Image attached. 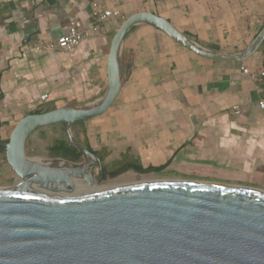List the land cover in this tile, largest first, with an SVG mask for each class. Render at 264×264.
Listing matches in <instances>:
<instances>
[{
	"label": "crops",
	"instance_id": "crops-1",
	"mask_svg": "<svg viewBox=\"0 0 264 264\" xmlns=\"http://www.w3.org/2000/svg\"><path fill=\"white\" fill-rule=\"evenodd\" d=\"M93 4L120 17L105 20L71 53L33 49L70 29L91 30ZM140 12L223 55L244 54L264 27V0H0V142L38 110L100 99L111 41ZM122 53L123 85L115 103L71 128L80 145L105 152L103 165L126 163L125 172L264 191L260 48L242 61H210L138 24L126 33ZM54 138L60 137L49 142ZM136 165L153 170L130 169Z\"/></svg>",
	"mask_w": 264,
	"mask_h": 264
},
{
	"label": "water",
	"instance_id": "water-1",
	"mask_svg": "<svg viewBox=\"0 0 264 264\" xmlns=\"http://www.w3.org/2000/svg\"><path fill=\"white\" fill-rule=\"evenodd\" d=\"M152 26L196 56L242 61L264 42V27L239 56L206 50L168 21L148 12L127 18L114 35L107 61V89L95 102L23 117L8 142L5 160L20 179L0 187V264H264V191L191 180L140 181L76 193L69 174L26 157L36 130L64 125L86 163L62 159L75 178L100 177L101 160L76 141L73 125L101 116L123 85V41L135 25ZM90 161V162H88ZM128 170L126 167L124 172Z\"/></svg>",
	"mask_w": 264,
	"mask_h": 264
},
{
	"label": "rangeland",
	"instance_id": "rangeland-1",
	"mask_svg": "<svg viewBox=\"0 0 264 264\" xmlns=\"http://www.w3.org/2000/svg\"><path fill=\"white\" fill-rule=\"evenodd\" d=\"M72 135V130H70ZM66 137V127L64 125H54L47 127L46 129H40L33 132L27 141L26 144V157L33 161L41 162L45 159H60L49 156L46 152V147L50 143L51 137ZM73 136V135H72ZM63 160V159H62ZM67 161V160H65ZM87 160L85 157H81L79 161L73 162L76 166L86 163ZM116 176L112 177L111 175H104L100 177L99 168L97 165L92 168V176L95 181L97 188H106L109 186L122 185L140 181H153V180H162V178H156L148 174L140 175L133 174L130 172H121L117 171ZM19 182L18 177L11 171L8 166L5 158L0 163V187H12Z\"/></svg>",
	"mask_w": 264,
	"mask_h": 264
},
{
	"label": "built area",
	"instance_id": "built-area-1",
	"mask_svg": "<svg viewBox=\"0 0 264 264\" xmlns=\"http://www.w3.org/2000/svg\"><path fill=\"white\" fill-rule=\"evenodd\" d=\"M92 13L95 22L91 30L79 33L75 29H70L67 34L57 38L56 40L40 41L33 44V49L38 51H61L64 53H71L78 47L82 38L91 36L92 34H98L100 32V27L105 20L108 18L120 17V13L118 11L101 10L97 4L92 5ZM260 52L263 57V65L258 73V78L264 86V42L260 46ZM43 99H45V97H43ZM263 103L264 98L262 99V104ZM235 111L238 113L236 108Z\"/></svg>",
	"mask_w": 264,
	"mask_h": 264
},
{
	"label": "trees",
	"instance_id": "trees-1",
	"mask_svg": "<svg viewBox=\"0 0 264 264\" xmlns=\"http://www.w3.org/2000/svg\"><path fill=\"white\" fill-rule=\"evenodd\" d=\"M50 110H38L34 112L35 114H43L49 112ZM84 148H86L89 152L95 154L103 163L107 157L105 152H94L88 144H82ZM46 152L49 156L54 158H60L63 160H67L70 162H77L82 157V154L79 150H77L72 143L69 141L68 136L54 138L50 144L46 147ZM0 153H3V150L0 149ZM126 167V163H114L111 166L103 165V170L107 172H111V176L115 177L117 171H123ZM130 169H134L137 172H145L151 171L153 168H149L148 170H143L141 166H133Z\"/></svg>",
	"mask_w": 264,
	"mask_h": 264
},
{
	"label": "bare ground",
	"instance_id": "bare-ground-1",
	"mask_svg": "<svg viewBox=\"0 0 264 264\" xmlns=\"http://www.w3.org/2000/svg\"><path fill=\"white\" fill-rule=\"evenodd\" d=\"M90 162V161H88ZM40 165L42 166H45V167H50V168H55L57 170H60V171H64V173H67L69 174V178H70V181L72 182L73 184V187L75 188V192L76 193H86V192H94V191H97L98 188L97 186L95 185V182L93 185H88L86 182H85V176L88 175L89 173V168L88 169H84V171L82 172L81 175H79L78 178H75V176H73L72 172L69 171V165L63 161H53V162H39ZM109 187H112V186H109Z\"/></svg>",
	"mask_w": 264,
	"mask_h": 264
},
{
	"label": "flooded vegetation",
	"instance_id": "flooded-vegetation-1",
	"mask_svg": "<svg viewBox=\"0 0 264 264\" xmlns=\"http://www.w3.org/2000/svg\"><path fill=\"white\" fill-rule=\"evenodd\" d=\"M105 172V174L104 175H110L111 174V172H107V171H104ZM104 177V176H103ZM19 179V178H18ZM19 182H20V179H19ZM18 182V183H19Z\"/></svg>",
	"mask_w": 264,
	"mask_h": 264
}]
</instances>
